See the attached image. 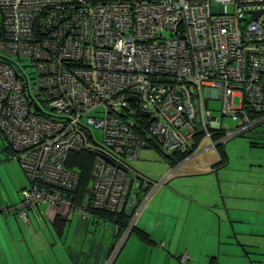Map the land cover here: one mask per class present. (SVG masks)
I'll return each mask as SVG.
<instances>
[{
  "label": "built area",
  "instance_id": "obj_1",
  "mask_svg": "<svg viewBox=\"0 0 264 264\" xmlns=\"http://www.w3.org/2000/svg\"><path fill=\"white\" fill-rule=\"evenodd\" d=\"M0 14V137L29 180L0 212L27 223L29 209L65 204L102 225L111 222L96 212H126L123 233L111 223L118 245L108 264L142 209L120 165L153 142L166 158L188 153L183 164L264 122V0H0ZM213 98L233 129L213 116ZM86 148L96 154L76 204L81 175L66 160Z\"/></svg>",
  "mask_w": 264,
  "mask_h": 264
},
{
  "label": "crops",
  "instance_id": "obj_2",
  "mask_svg": "<svg viewBox=\"0 0 264 264\" xmlns=\"http://www.w3.org/2000/svg\"><path fill=\"white\" fill-rule=\"evenodd\" d=\"M240 137L249 152H264V122ZM0 142V206H14L29 180L21 165L4 162L12 152ZM225 149L224 166L214 165L217 150L205 151L179 164L180 174L144 200L151 185L133 180L128 196L142 207L135 227L147 239L128 234L112 264H178L183 251L190 264H264V153L251 156L236 176L229 174L232 156ZM252 166L261 169L258 175L247 170ZM27 212V223L0 212V264H108L117 236L111 223L84 221L65 204Z\"/></svg>",
  "mask_w": 264,
  "mask_h": 264
},
{
  "label": "rangeland",
  "instance_id": "obj_3",
  "mask_svg": "<svg viewBox=\"0 0 264 264\" xmlns=\"http://www.w3.org/2000/svg\"><path fill=\"white\" fill-rule=\"evenodd\" d=\"M229 10H231V7H229ZM1 14H0V33H1V29H2V22H1ZM1 35V34H0ZM24 63L28 64L27 61H24ZM32 70L30 69L29 72H31ZM239 102V98L236 97L234 99V104L237 105V103ZM220 106H221V101L217 98H213L210 99L208 102V108L213 110V116L217 117L218 119L222 120L225 124L227 123L230 127V129H233L235 126V122L233 120L230 119V117H221V113H220ZM262 125V124H261ZM259 125V126H261ZM232 131V130H230ZM241 135L232 137L228 140H226L225 144V151L226 154L232 156V161H231V166L229 167V174L232 175L233 170L235 171L236 176H238V174L243 172H238L239 171V167H243L245 165H248L249 162L248 160L251 159V156L254 157V159H257V155L256 152H259L260 157L263 156L262 151H251L249 152V148H248V143L245 142L244 139L242 137H240ZM95 137L98 140V143L102 142V137L100 136L99 132L96 130L95 132ZM240 142L242 141V143H246L247 148H242L241 144H236L235 142ZM209 141L207 139H204L201 143V147L203 148L206 144H208ZM0 146H1V142H0ZM259 150V149H258ZM13 153L7 157H5V161L6 163L9 164H16L17 166L19 165V162L16 158L12 157ZM8 157L10 159H8ZM163 155L161 154V152H159L157 150L156 147L154 148H143V150L140 152L139 154V158L138 159H134L131 160V162L129 163V172L131 175L135 176V182H137L138 180H140L139 178L137 179V175L141 174L144 178V182H147V178L151 180V182L149 183L151 185L150 190L145 194L143 200L145 199V197H147L148 193L154 188L156 187V182H159L162 178H164L168 172L171 171V166L165 162ZM244 160V161H243ZM241 167V168H242ZM244 168V167H243ZM247 170L254 175H258L257 173L261 170L259 167L257 166H252L251 168L246 167ZM10 167H7V170H10ZM181 169V168H180ZM182 170H177L174 174H172L168 180L166 181L168 183V181L174 179V177L177 174H180L179 172ZM140 182H142L140 180ZM118 241H116V246ZM118 264V263H117Z\"/></svg>",
  "mask_w": 264,
  "mask_h": 264
},
{
  "label": "trees",
  "instance_id": "obj_4",
  "mask_svg": "<svg viewBox=\"0 0 264 264\" xmlns=\"http://www.w3.org/2000/svg\"><path fill=\"white\" fill-rule=\"evenodd\" d=\"M250 129H252V128H250ZM249 130L243 134H240V135H247ZM228 131H230V130L214 131V132H212L213 134L211 136V139L213 141L214 140H216V141L221 140V139L226 137V134ZM203 135H204V133H197L195 141L202 138ZM225 142L226 141L218 143V145L216 147V150H217L218 156H219L218 162L214 164L216 166H224L226 164L227 156L225 155V152L223 150ZM156 148L158 149V147H156ZM8 149H10L9 146H8ZM95 154L96 153L91 148H86L81 152H71L68 155V158L66 160L67 167L71 170L73 169V170L78 171V173L81 175L80 180H79L78 185H77L78 187H77V189L74 193V196H73L74 197V203H76V204L80 203L82 200H84V197H85V194L87 191V187H88L87 185H88L89 179H90L89 178L90 177V171H91V168L93 165V160L95 158ZM187 156H188V153H178L172 157H167V158L165 157V159L168 160L171 167H173V166L179 164V162L184 160L185 157H187ZM126 167H127L126 170L129 171V167H130L129 164H127ZM137 177L142 182L144 181L145 177L142 178L143 176L141 174H138ZM133 180H132V182H133ZM150 182H151V180L147 178L148 185ZM132 186H133V184H132ZM146 188H148V186ZM96 215H98L100 218H103V219H105V220H107L113 224H116L118 226L119 234L123 233V230L126 228V226L131 221L130 220L131 216L129 214H127L126 212H122L121 214H113V213H108V212L100 210V211L96 212ZM134 231L142 234V237L147 239V235L138 231L137 228L135 227V225H134V227H132L131 233Z\"/></svg>",
  "mask_w": 264,
  "mask_h": 264
},
{
  "label": "water",
  "instance_id": "obj_5",
  "mask_svg": "<svg viewBox=\"0 0 264 264\" xmlns=\"http://www.w3.org/2000/svg\"><path fill=\"white\" fill-rule=\"evenodd\" d=\"M102 157L104 158L105 161L110 162V163H112V164L114 163V162H112L108 157H104V156H102ZM120 167H121V169H123L124 171H126V168H127V167H125V166H121V165H120Z\"/></svg>",
  "mask_w": 264,
  "mask_h": 264
},
{
  "label": "bare ground",
  "instance_id": "obj_6",
  "mask_svg": "<svg viewBox=\"0 0 264 264\" xmlns=\"http://www.w3.org/2000/svg\"><path fill=\"white\" fill-rule=\"evenodd\" d=\"M155 146L158 147L162 151L161 147H159V145L156 142H153L152 145H151V147L153 148Z\"/></svg>",
  "mask_w": 264,
  "mask_h": 264
}]
</instances>
